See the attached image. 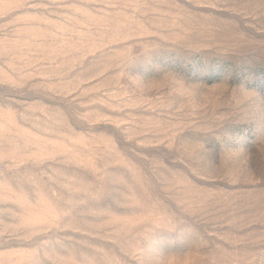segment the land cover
I'll use <instances>...</instances> for the list:
<instances>
[{
    "label": "rangeland",
    "instance_id": "obj_1",
    "mask_svg": "<svg viewBox=\"0 0 264 264\" xmlns=\"http://www.w3.org/2000/svg\"><path fill=\"white\" fill-rule=\"evenodd\" d=\"M0 264H264V0H0Z\"/></svg>",
    "mask_w": 264,
    "mask_h": 264
}]
</instances>
